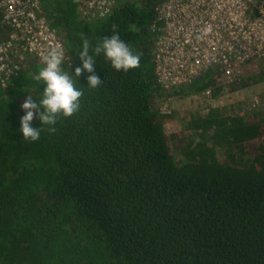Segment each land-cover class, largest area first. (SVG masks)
Segmentation results:
<instances>
[{"label": "trees", "instance_id": "trees-1", "mask_svg": "<svg viewBox=\"0 0 264 264\" xmlns=\"http://www.w3.org/2000/svg\"><path fill=\"white\" fill-rule=\"evenodd\" d=\"M161 1L113 0L93 17L72 0H39L84 96L54 133L44 126L29 142L20 106L42 96L45 85L32 79L41 59L20 46L12 73L0 71V264H264V110L207 105L189 113L182 133H167L177 111L162 98L223 87L220 67L177 87L157 82ZM12 28L0 22V40ZM114 31L140 67L117 72L101 55L94 67L103 84L87 88L89 73L74 77L81 34L95 46ZM32 126L42 127L35 118Z\"/></svg>", "mask_w": 264, "mask_h": 264}, {"label": "built area", "instance_id": "built-area-1", "mask_svg": "<svg viewBox=\"0 0 264 264\" xmlns=\"http://www.w3.org/2000/svg\"><path fill=\"white\" fill-rule=\"evenodd\" d=\"M72 1L93 17L113 5V0ZM155 9L162 27L154 44V73L164 88L186 84L215 67L230 78L264 56V0H163ZM0 22L13 27L8 39L0 40V71L8 75L13 71L9 62L24 58L20 46L40 59L51 46H62L39 0H0Z\"/></svg>", "mask_w": 264, "mask_h": 264}, {"label": "clouds", "instance_id": "clouds-1", "mask_svg": "<svg viewBox=\"0 0 264 264\" xmlns=\"http://www.w3.org/2000/svg\"><path fill=\"white\" fill-rule=\"evenodd\" d=\"M101 55L117 72H128L140 67V55L134 53L118 32L114 31L111 36L103 37L95 46L81 34L79 59L82 67L75 68L74 77H80L84 72L89 73L86 77L87 88L97 89L103 84L94 67L96 58ZM65 59V51L59 44L51 46L41 56L42 66L32 79L38 85H45L42 96L39 100H34L32 95H27L20 106L25 114L20 117L19 131L26 141H38L41 132L45 130L44 126H48L46 130L49 133H54L58 118L72 117L80 110L83 87L77 88L76 79L74 81L73 75L63 69ZM34 118L40 121L42 127L32 126Z\"/></svg>", "mask_w": 264, "mask_h": 264}, {"label": "rangeland", "instance_id": "rangeland-1", "mask_svg": "<svg viewBox=\"0 0 264 264\" xmlns=\"http://www.w3.org/2000/svg\"><path fill=\"white\" fill-rule=\"evenodd\" d=\"M252 63L246 64L242 72L230 78L221 75L219 80H217V85L223 88L216 90L218 92L216 96H213V89L209 87L211 89L210 95L197 92L162 98L161 106L163 109L177 111V118L165 124L167 133L169 135L182 133L183 122L187 120L189 113L205 109L207 105L227 106L229 109L240 108L243 111L264 110V78L258 77L259 69L261 67L264 68V56L260 54ZM253 77H256V79L248 82ZM241 79L242 82L248 79L247 84L232 90V81ZM171 153L176 159L181 158L180 148L177 146L176 140L172 139Z\"/></svg>", "mask_w": 264, "mask_h": 264}]
</instances>
